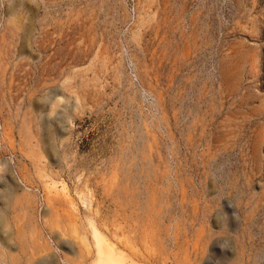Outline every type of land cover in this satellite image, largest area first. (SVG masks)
Instances as JSON below:
<instances>
[{
	"label": "rangeland",
	"instance_id": "rangeland-1",
	"mask_svg": "<svg viewBox=\"0 0 264 264\" xmlns=\"http://www.w3.org/2000/svg\"><path fill=\"white\" fill-rule=\"evenodd\" d=\"M109 253L264 264V0H0V264Z\"/></svg>",
	"mask_w": 264,
	"mask_h": 264
},
{
	"label": "bare ground",
	"instance_id": "bare-ground-1",
	"mask_svg": "<svg viewBox=\"0 0 264 264\" xmlns=\"http://www.w3.org/2000/svg\"><path fill=\"white\" fill-rule=\"evenodd\" d=\"M110 249V248H109ZM247 249V248H246ZM109 255H110V257H111V261H112V264H121L120 262H118V260L117 259H114V257H112V255H111V253H109ZM242 259H244V253H242ZM260 257V256H259ZM258 257V258H259ZM260 259V258H259ZM251 262V261H250ZM260 262V260L259 261H257V263H259Z\"/></svg>",
	"mask_w": 264,
	"mask_h": 264
}]
</instances>
